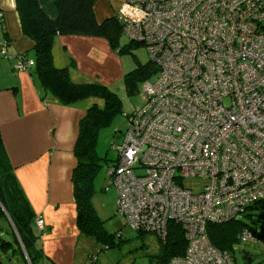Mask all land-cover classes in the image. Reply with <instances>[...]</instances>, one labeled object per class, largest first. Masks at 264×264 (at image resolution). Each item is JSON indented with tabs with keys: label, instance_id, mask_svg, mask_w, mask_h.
<instances>
[{
	"label": "built area",
	"instance_id": "1",
	"mask_svg": "<svg viewBox=\"0 0 264 264\" xmlns=\"http://www.w3.org/2000/svg\"><path fill=\"white\" fill-rule=\"evenodd\" d=\"M119 14L160 71L115 147L118 211L162 239L170 220L183 225L186 253L165 264H234L207 225L264 199V0H125ZM1 52L18 71L34 65Z\"/></svg>",
	"mask_w": 264,
	"mask_h": 264
},
{
	"label": "trees",
	"instance_id": "2",
	"mask_svg": "<svg viewBox=\"0 0 264 264\" xmlns=\"http://www.w3.org/2000/svg\"><path fill=\"white\" fill-rule=\"evenodd\" d=\"M16 3L23 32L34 41V65L29 70L40 78L43 87L49 89L65 105L75 104L90 96L105 99L104 105L95 103L89 107L80 121V131L75 147L77 164L73 170L72 182L80 234L99 236L100 239L105 240L106 249H110L119 244L118 239L123 240V234L120 231L116 234H107L102 220L95 211L91 194L93 178L99 165L95 162L97 132L101 126L111 121L116 112L120 111L121 100L117 92L99 81L75 82L69 66H56L54 51L58 37L71 34L105 38L118 55L135 54L131 52L134 45L145 46L148 51L147 44L129 37L128 42L122 43L124 21L120 14L99 21L95 12V0H55L59 13L55 19L43 10L39 0H16ZM1 50L0 45V56L3 55ZM21 56L28 58L27 53ZM72 64L76 66L75 59H72ZM159 71V64L151 57L146 62L139 61L134 69L124 75L127 93H137L140 90L139 85L152 80ZM132 114H129V117ZM115 161L116 159L108 167L111 185L106 187V190H109L111 186L117 189L113 181L114 176L109 175L110 167ZM117 202L118 190L115 206L116 214H121L118 211ZM249 209H264V199L254 203ZM245 214V216L249 215ZM40 217L44 220L43 229L38 226ZM240 217L224 222H210L207 225L211 242L220 250L227 252L234 264L238 263L233 244L238 240L243 241L240 238L242 232L249 230L255 239L259 240L257 239L259 233ZM45 226L44 216L35 212L15 173L0 130V264H41L46 255L40 246L39 239L45 232ZM135 231L138 232L137 236L141 240L139 248L143 250L149 246L145 242L148 235L153 234L158 237L160 247L151 256L152 264H165L173 257L186 253L188 240L185 229L177 221L168 222L165 239L148 230ZM97 256L89 255L85 264L89 261L97 264Z\"/></svg>",
	"mask_w": 264,
	"mask_h": 264
},
{
	"label": "crops",
	"instance_id": "3",
	"mask_svg": "<svg viewBox=\"0 0 264 264\" xmlns=\"http://www.w3.org/2000/svg\"><path fill=\"white\" fill-rule=\"evenodd\" d=\"M124 2L95 0L97 19L117 15ZM39 3L51 18L58 17L55 0ZM0 45L9 55L27 53L35 58L34 41L23 32L16 0H0ZM118 60L108 41L96 36L61 35L54 51L56 66H69L72 79L79 83L99 81L111 87L124 75L107 62ZM13 70L0 86V130L18 179L35 212L46 221L39 239L46 255L41 264H75L82 234L72 174L80 121L87 108L83 100L62 104L31 70L18 71L14 65Z\"/></svg>",
	"mask_w": 264,
	"mask_h": 264
},
{
	"label": "rangeland",
	"instance_id": "4",
	"mask_svg": "<svg viewBox=\"0 0 264 264\" xmlns=\"http://www.w3.org/2000/svg\"><path fill=\"white\" fill-rule=\"evenodd\" d=\"M122 43L129 41V38L123 34ZM132 53H124L119 56L115 64L107 62V65L115 69L116 73L125 75L128 71L134 69L138 62H146L150 59L149 53L145 46L134 45L131 48ZM14 59L6 56L0 58V86H3L13 70ZM124 77V76H123ZM123 77L118 78L112 85L111 89L117 92L121 100V109L116 112L111 121L101 126L97 132L95 143V162L97 166L96 174L93 178L91 200L97 215L102 220L103 227L108 235L116 234L119 231L123 234V240L118 239V245L106 249V242L99 236L82 235L78 246L77 262L75 264H84L88 261L89 255L97 256V264H152L151 256L159 249L158 237L150 234L146 237L145 242L148 244L147 249H140L141 240L137 236L138 232L132 229L123 219L121 214H116L115 202L117 200V189L111 186V180L108 176V167L117 157L115 147L120 145L124 140L125 131L131 123V117L135 110H139L146 102L145 83L139 85L135 94H128L125 89ZM103 83V82H101ZM105 84V83H104ZM107 85V84H106ZM88 109L95 103L105 104V99L99 96H90L83 100ZM226 104H229L226 101ZM186 187L194 188L198 183L193 180L185 182ZM248 216H241L245 223L259 233L257 239L253 241H236L233 244L235 256L238 264H264V209H249Z\"/></svg>",
	"mask_w": 264,
	"mask_h": 264
},
{
	"label": "water",
	"instance_id": "5",
	"mask_svg": "<svg viewBox=\"0 0 264 264\" xmlns=\"http://www.w3.org/2000/svg\"><path fill=\"white\" fill-rule=\"evenodd\" d=\"M27 254V253H26ZM27 256V255H26Z\"/></svg>",
	"mask_w": 264,
	"mask_h": 264
}]
</instances>
